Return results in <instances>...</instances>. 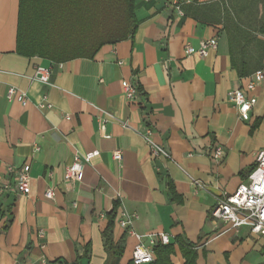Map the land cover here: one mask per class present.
Wrapping results in <instances>:
<instances>
[{
  "label": "crops",
  "instance_id": "1",
  "mask_svg": "<svg viewBox=\"0 0 264 264\" xmlns=\"http://www.w3.org/2000/svg\"><path fill=\"white\" fill-rule=\"evenodd\" d=\"M263 25L264 0H0V264H132L123 211L138 214L136 232L170 237L172 264H264L263 236L212 215L264 150V83L247 92L248 120L227 97L264 72ZM211 39L206 58L186 53ZM38 66L51 68L50 85L32 79ZM10 87L28 106L7 98ZM44 97L52 109L37 108ZM148 130L170 158L151 154ZM95 151L71 185L67 167ZM26 165L21 195L15 171Z\"/></svg>",
  "mask_w": 264,
  "mask_h": 264
},
{
  "label": "built area",
  "instance_id": "2",
  "mask_svg": "<svg viewBox=\"0 0 264 264\" xmlns=\"http://www.w3.org/2000/svg\"><path fill=\"white\" fill-rule=\"evenodd\" d=\"M216 39L203 40L198 48L187 46L186 53L188 55H197L201 58L208 56L209 49L217 48ZM122 64V62H120ZM52 71L49 67L38 66L33 76V80H37L43 84H51ZM264 83V72L258 70L250 76V80L246 86V91L241 89L231 90L228 93V101L237 109L238 117L241 120L250 118L253 107L256 104L254 98L250 97L247 92L255 90ZM124 93L129 101L137 98V87L130 83L124 82ZM9 100H17L22 106L29 104V98L25 92H21L15 87H10L7 91ZM41 111L53 108V104L46 97L36 104ZM66 119L70 116L66 115ZM125 127L129 124L123 123ZM100 130H106V120L100 121ZM146 141L151 154L155 157L170 158V154L159 144H157L152 136L151 130L141 134ZM99 154L98 151L86 154L84 157L76 156L73 163L67 167L65 179L71 184L76 185L83 179L84 165ZM216 159L223 158L224 153L221 148H217L214 154ZM113 157L117 161H122L123 155L121 151H116ZM254 171L250 174L248 180L242 183L238 188L230 193L222 196H215V206L212 215L217 220L229 224L234 229L247 226L256 235L264 238V150L259 152ZM31 168L29 165L23 166L15 171L16 187L15 190L21 195H28L31 191ZM195 185L202 187L198 181H194ZM8 186L0 188V192H4ZM55 189L48 187L45 191L47 199H53ZM139 218L138 214L123 211L119 219L120 227L133 236L137 243L134 246L132 264H151L155 260V248L158 244L168 245L171 239L166 234H140L135 231L133 224ZM42 236V232H40Z\"/></svg>",
  "mask_w": 264,
  "mask_h": 264
},
{
  "label": "trees",
  "instance_id": "3",
  "mask_svg": "<svg viewBox=\"0 0 264 264\" xmlns=\"http://www.w3.org/2000/svg\"><path fill=\"white\" fill-rule=\"evenodd\" d=\"M131 4V2H130ZM261 32L264 34V25L261 28ZM116 216V208L108 214V217L110 219L109 221V226L105 232V240H106V245H109L113 247L112 244V221L114 220ZM183 249L187 250L190 253H195L197 250V245L195 244H188V245H183ZM118 250H120V247H116ZM155 254L158 256L157 260L155 261V264H172L169 255L171 254V248L170 245H158L155 248ZM197 258L195 256L188 258L187 259V264H196Z\"/></svg>",
  "mask_w": 264,
  "mask_h": 264
}]
</instances>
